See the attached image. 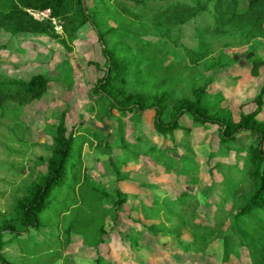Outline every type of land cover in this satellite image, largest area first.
<instances>
[{"label": "rangeland", "instance_id": "rangeland-1", "mask_svg": "<svg viewBox=\"0 0 264 264\" xmlns=\"http://www.w3.org/2000/svg\"><path fill=\"white\" fill-rule=\"evenodd\" d=\"M83 2L91 20L76 34H66L57 19L53 25L58 38L2 31L0 71L21 79L45 74L52 82L40 99L24 105L7 102L0 107V224L12 219L16 200L46 173L56 129L65 115L68 133L76 136V148L82 146L79 187L89 181L108 194L105 229H117L111 236L125 240L101 246V264H250L234 218L251 196L249 152L258 145V137L245 131L225 145L217 126L197 123L189 115L182 123L190 130L160 135L154 128L153 112L123 116L110 110L109 102L93 87L106 70L103 36L109 47L129 49L134 60L131 73L146 65L138 59L143 47L157 52L164 64H184L187 69L162 88L177 99L191 97L194 83L208 84L211 95L205 106L215 112L224 104L238 120L240 105L253 102L264 84V75L250 77L252 61L264 59V38L239 47L230 46L234 40L215 42V51L197 72L192 70L184 47L164 39L151 23L131 19L116 0ZM46 15L41 18L52 20L49 12ZM227 77L234 78L230 82L237 83L234 88ZM129 86L149 91L136 79ZM219 93L225 97L223 104L216 97ZM169 119L168 111L164 120ZM259 119L264 120V110ZM119 198L125 201V211L114 227ZM58 208L59 202H54L42 214L45 224L41 229L24 227L14 219L16 232L3 234L8 244L0 264H27L25 258L34 263L55 255L58 258L52 264H98L95 248L86 245L82 235L66 234L67 224L57 226ZM128 218L156 234L141 231ZM233 238L241 250L224 262L226 242ZM165 242L170 244H159ZM189 245L190 254L181 252Z\"/></svg>", "mask_w": 264, "mask_h": 264}, {"label": "trees", "instance_id": "trees-1", "mask_svg": "<svg viewBox=\"0 0 264 264\" xmlns=\"http://www.w3.org/2000/svg\"><path fill=\"white\" fill-rule=\"evenodd\" d=\"M116 3L131 19L151 23L164 39L184 47L190 64L194 66L192 70L199 69L200 64L215 51V42L218 43L221 39L234 40L235 43L230 46L239 47L264 38V0H116ZM30 10L50 11V17L60 21L62 29L69 35L79 32L91 20L83 0H0V51L4 49L1 39L4 30L10 34L30 33L59 37L51 19L39 20ZM101 39L106 70L93 88L109 102L110 110H117L123 116L134 112H153L154 128L160 135L181 129L190 130V127L182 123L184 117L189 115L197 123L217 126L220 141L225 145L245 131L258 137V145L252 146L249 152L250 175L253 179L251 196L247 198L244 207L238 209L234 227L244 241L243 247L247 249L249 263L264 264V120L259 119L264 110V85L253 102L240 105L237 120L232 109L223 104L225 97L220 93L216 97L223 107L212 112L205 106V99L211 95L208 84L194 83L191 97L177 99L173 98L172 92L162 88L163 84L176 79L181 71L187 69L184 64H164L157 52L143 47L138 53V59L146 62V65L131 73L129 68L134 60L129 49L115 45L109 47L103 36ZM263 69L264 59L253 60L250 77L258 78ZM133 79L145 84L149 91L129 86ZM233 79L227 77L225 80L234 88L237 83L230 84ZM51 82L52 79L45 74L21 79L0 71V107L7 102L24 105L40 99L49 91ZM168 111L170 119L167 122L164 117ZM56 130L55 146L48 160L46 173L40 174L16 200L12 210L15 217L0 224V262H4V251L8 244L3 238L4 232H16L14 219L24 227L41 229L45 224L42 214L54 202H59L57 226L67 224L66 234L72 231L76 235H82L85 244L95 248L98 264L104 261L100 253L101 246L124 240L119 236H111L117 229H105L109 215L105 204L108 194L89 181L79 187L77 170L81 165L82 146L76 148V136L68 133L65 115ZM64 189V201L60 202L59 196ZM124 202L120 198L115 202L117 213L112 222L114 227L120 214L125 211ZM128 219L141 231L156 234L143 223ZM169 234L167 233L168 237ZM171 237L177 241L180 239L179 235L171 234ZM234 240L226 242L222 258L224 262H229L233 253L241 250L233 243ZM159 244L165 247L170 243ZM180 250L190 254L192 246H183ZM57 258L55 255L37 259L34 263L27 258L25 261L27 264H52Z\"/></svg>", "mask_w": 264, "mask_h": 264}, {"label": "built area", "instance_id": "built-area-1", "mask_svg": "<svg viewBox=\"0 0 264 264\" xmlns=\"http://www.w3.org/2000/svg\"><path fill=\"white\" fill-rule=\"evenodd\" d=\"M49 12V14H50V11H37V10H30V13L35 17V18H37V19H39V20H44L43 18H41V16H47L48 17V15H46V13H48ZM53 19L54 18H52V21H53ZM55 22V21H54ZM55 24H56V22H55ZM61 27V26H60ZM62 28V27H61Z\"/></svg>", "mask_w": 264, "mask_h": 264}, {"label": "crops", "instance_id": "crops-1", "mask_svg": "<svg viewBox=\"0 0 264 264\" xmlns=\"http://www.w3.org/2000/svg\"><path fill=\"white\" fill-rule=\"evenodd\" d=\"M262 75H264L263 70H262V74H261L259 77H261ZM259 77H258V78H259ZM255 79H257V78H255ZM263 85H264V84H263ZM244 103H245V102H244Z\"/></svg>", "mask_w": 264, "mask_h": 264}]
</instances>
